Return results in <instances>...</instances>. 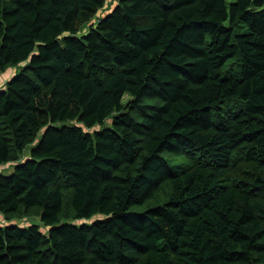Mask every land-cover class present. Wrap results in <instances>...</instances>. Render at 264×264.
I'll return each mask as SVG.
<instances>
[{"label": "trees", "instance_id": "16d2710c", "mask_svg": "<svg viewBox=\"0 0 264 264\" xmlns=\"http://www.w3.org/2000/svg\"><path fill=\"white\" fill-rule=\"evenodd\" d=\"M106 2L0 0V264H264V0Z\"/></svg>", "mask_w": 264, "mask_h": 264}, {"label": "rangeland", "instance_id": "374dc122", "mask_svg": "<svg viewBox=\"0 0 264 264\" xmlns=\"http://www.w3.org/2000/svg\"><path fill=\"white\" fill-rule=\"evenodd\" d=\"M227 1H231V0H227ZM116 5H117V3L115 2V0H107L104 8L97 13L96 17H103L104 15L109 13L113 8H115ZM88 28L89 27H86L85 25H83L82 28L80 29V31L85 32L88 30ZM24 64H20L19 67H17L16 69H9V70H7L6 73L1 75V77H0V89L3 87L4 83L10 77H12L15 73L19 72V68L21 69L24 66ZM222 77L223 78L232 77L235 79H239V77H240L239 58L236 57V58H233V59L229 60L228 62H226L225 66L223 68ZM131 102H132V99L129 96L126 95L123 98V106L124 107H129ZM147 104L148 105H150V104L151 105H158L159 102H158V100H156V101H152L150 104L149 103H147ZM223 106L225 107V109H227V111H228L227 115L228 116L229 115H236L242 109V102L239 99L226 100L224 102ZM129 112H130V110H128V113ZM212 114H213V111H212ZM213 121H214V124L217 123V120L215 118L213 119ZM61 125L71 126L72 122H66L63 124H58V126H61ZM103 127L109 128L110 127V120H107L105 122V125H103V126H96V127L91 128V129H85V131L89 132V133H93L94 131H97ZM41 135H42V131H40V133L37 135V138H40ZM36 145H37V141H35L34 143H32L31 145L26 147V149L24 150L20 160L15 164H19V163H22L23 161H25V159L28 156H30L31 150L34 149L36 147ZM198 154L199 153L196 152V156H189L187 154H182V155H179L177 157L176 156H173V157L167 156V159H168L169 166H170L171 170L174 172H178L182 169H185L190 164H192L193 160L197 159ZM15 164L10 163L8 165L1 166L0 167V176H6V177L10 176L13 173V171L15 170ZM165 191L169 192L170 190L167 189ZM167 199L168 198H166V199H161L160 197L155 198L153 200L146 202V204L132 207L130 212L142 213L151 206L162 205ZM65 200H66L65 205L67 206V203L69 200L68 195L65 196ZM99 218H101V216L94 217L92 221L99 219ZM89 222H91V221H89ZM9 223L18 224L19 226H29L32 224L39 225L40 221H39V216L37 214H34L32 216H28V217H22V219H20V220H11L9 222L5 221V218L2 215H0V224L9 225ZM71 223L80 224L81 222L76 221V222H71ZM39 226H40V231L43 234H46L48 232L49 228H47V227L45 228L42 225H39Z\"/></svg>", "mask_w": 264, "mask_h": 264}]
</instances>
